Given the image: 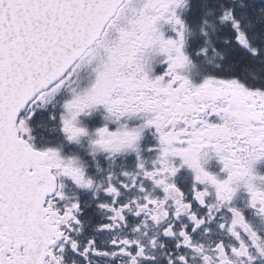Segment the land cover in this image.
Segmentation results:
<instances>
[{
    "label": "snow or ice",
    "instance_id": "6c2138e0",
    "mask_svg": "<svg viewBox=\"0 0 264 264\" xmlns=\"http://www.w3.org/2000/svg\"><path fill=\"white\" fill-rule=\"evenodd\" d=\"M0 264H264V0H0Z\"/></svg>",
    "mask_w": 264,
    "mask_h": 264
}]
</instances>
